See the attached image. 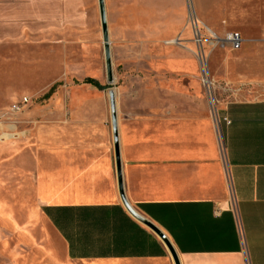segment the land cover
<instances>
[{
    "label": "crops",
    "instance_id": "0c3cea01",
    "mask_svg": "<svg viewBox=\"0 0 264 264\" xmlns=\"http://www.w3.org/2000/svg\"><path fill=\"white\" fill-rule=\"evenodd\" d=\"M127 1L121 11L133 19L137 9ZM223 17L242 41L238 50L211 54L220 84L214 100L166 94L157 126L145 106L136 117L117 116L125 199L166 236L179 264H264V0H212L215 36ZM88 104L59 112L66 124L38 126L35 160L16 168L43 257L50 264H173L125 211L111 126L102 125L110 113L94 114Z\"/></svg>",
    "mask_w": 264,
    "mask_h": 264
},
{
    "label": "rangeland",
    "instance_id": "374dc122",
    "mask_svg": "<svg viewBox=\"0 0 264 264\" xmlns=\"http://www.w3.org/2000/svg\"><path fill=\"white\" fill-rule=\"evenodd\" d=\"M127 2L104 0L113 77L109 85L97 0H0V264H50L39 247L43 236L27 222L33 203L23 200L16 169L35 160L38 126L66 124V118L59 121V112L81 110L84 102L94 114L105 108L109 112L110 90L120 120L136 117L145 106L156 126L166 94L188 100L216 97L220 84L213 77L211 54L228 44H211L212 0H134L133 19L122 14ZM225 21L218 22L223 33L216 37L221 39L228 33ZM201 59L209 86L202 81ZM86 79L104 89L84 84ZM13 106L19 109L12 111ZM102 125L110 128V119Z\"/></svg>",
    "mask_w": 264,
    "mask_h": 264
},
{
    "label": "water",
    "instance_id": "95a60500",
    "mask_svg": "<svg viewBox=\"0 0 264 264\" xmlns=\"http://www.w3.org/2000/svg\"><path fill=\"white\" fill-rule=\"evenodd\" d=\"M97 1H98L101 32H102L106 82L107 84L111 85L113 82V77H112V69H111V58H110L109 37H108L105 5H104V0H97ZM108 105H109L110 126L112 131V140H113L114 163L116 165L117 186H118V192L121 203L127 214L132 219H134L136 222L147 228L159 239V241L163 244L168 254L170 255L173 264H179L177 253L175 252L172 244L169 242L166 236L152 222H150L149 220L141 216L139 213H137L125 199L123 192L122 177H121V168H120L121 160H120L119 139H118V131H117V114H116V106H115V96L113 91L111 90L108 92Z\"/></svg>",
    "mask_w": 264,
    "mask_h": 264
},
{
    "label": "built area",
    "instance_id": "2783aa9c",
    "mask_svg": "<svg viewBox=\"0 0 264 264\" xmlns=\"http://www.w3.org/2000/svg\"><path fill=\"white\" fill-rule=\"evenodd\" d=\"M195 36L197 37V42L200 43V35H199L198 30L195 33ZM212 40H213V43H211V44H218L220 42H226L231 47L232 50H238L240 45H241V41H242L240 35L238 33H235V32L226 34V36H225V38L223 40L219 39L216 36H214L212 38ZM26 103H27V99L23 98L21 103H20V105L24 106ZM18 109H19L18 106H13L12 107V111H17ZM237 227H238L239 235H240L241 240H242L241 228H240L239 225Z\"/></svg>",
    "mask_w": 264,
    "mask_h": 264
},
{
    "label": "trees",
    "instance_id": "16d2710c",
    "mask_svg": "<svg viewBox=\"0 0 264 264\" xmlns=\"http://www.w3.org/2000/svg\"><path fill=\"white\" fill-rule=\"evenodd\" d=\"M84 84H88L91 85L93 87H95L98 90H103L104 88L102 86H100L96 81L91 80V79H86L84 81ZM54 92V87L48 92V94L46 95V98L50 97V95Z\"/></svg>",
    "mask_w": 264,
    "mask_h": 264
},
{
    "label": "bare ground",
    "instance_id": "6f19581e",
    "mask_svg": "<svg viewBox=\"0 0 264 264\" xmlns=\"http://www.w3.org/2000/svg\"><path fill=\"white\" fill-rule=\"evenodd\" d=\"M190 19L191 18H193V22H195V23H197L198 21H195V16H194V14H193V12L192 11H190ZM209 31V30H208ZM200 63H201V68H202V70H204L205 69V67H204V61H202V59L200 60ZM203 83L205 84V85H207V86H209V85H211V82L207 79V76H206V73H205V70H204V78H203Z\"/></svg>",
    "mask_w": 264,
    "mask_h": 264
}]
</instances>
